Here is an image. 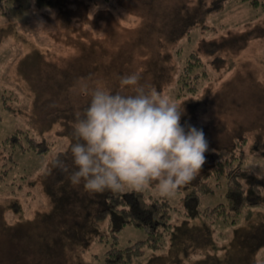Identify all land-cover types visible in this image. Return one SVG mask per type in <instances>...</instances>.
Returning <instances> with one entry per match:
<instances>
[{
  "label": "rangeland",
  "instance_id": "rangeland-1",
  "mask_svg": "<svg viewBox=\"0 0 264 264\" xmlns=\"http://www.w3.org/2000/svg\"><path fill=\"white\" fill-rule=\"evenodd\" d=\"M16 2L22 5L18 11L0 14V264H19L13 260L17 252L22 264H101L109 241L98 236H110V229L106 220L95 224L94 217L109 191L89 193L74 187L68 173L49 174L46 166L59 156L71 170L68 141L76 113L88 102L81 85L99 81L115 91L118 78L131 73L182 105L181 123L202 128L209 143L197 178L167 198L176 209L166 242L134 264H247L246 253L233 246L264 227V205L248 209L236 225L207 229L200 211L220 203L224 189L188 195L213 166L214 153L245 136L244 185L251 193V180L263 181L264 196V0L262 7L230 1L207 16L205 26L189 27L175 38L167 32L143 36L149 29L144 22L149 15L163 21L182 12L180 6L194 9V0ZM41 25L46 31H37ZM196 52L207 75L196 94L177 99L178 76L189 53ZM17 132L24 150L6 143ZM25 134L43 141L44 152L28 150ZM144 236L126 225L119 246ZM249 257L264 264V249Z\"/></svg>",
  "mask_w": 264,
  "mask_h": 264
},
{
  "label": "clouds",
  "instance_id": "clouds-1",
  "mask_svg": "<svg viewBox=\"0 0 264 264\" xmlns=\"http://www.w3.org/2000/svg\"><path fill=\"white\" fill-rule=\"evenodd\" d=\"M37 31L46 30L41 25ZM118 80L115 91L99 81L81 85L88 102L76 113L68 141L71 170L58 156L46 171L68 173L74 187L82 185L92 194L151 189L173 198L206 163L209 143L203 129L182 124L183 106L142 83L138 73Z\"/></svg>",
  "mask_w": 264,
  "mask_h": 264
},
{
  "label": "trees",
  "instance_id": "trees-1",
  "mask_svg": "<svg viewBox=\"0 0 264 264\" xmlns=\"http://www.w3.org/2000/svg\"><path fill=\"white\" fill-rule=\"evenodd\" d=\"M17 0H0V14L6 15L11 11H18L21 4ZM194 9L188 6H180L182 12L175 15H165L163 21L159 16L149 15L144 23L149 29L141 33L148 38L157 37V32H167L171 38L177 37L179 34L184 35L189 27L205 22L207 16L214 12L224 9L230 1L248 2L255 6H261L260 0H194ZM38 5H53V0H37ZM184 4H187L184 2ZM193 7V6H191ZM262 7V6H261ZM188 9V10H187ZM187 10V11H186ZM160 20L162 22H160ZM164 33V34H167ZM238 37V36H234ZM184 68L179 74L176 86V98H186L188 94H196L199 90L198 84L207 75L206 66L202 61L198 52L189 53L185 60ZM200 70V71H199ZM23 134V133H22ZM20 132L6 139V143H11L13 150L19 147L24 150L23 143L20 139ZM28 150L44 152L42 149L43 141H38L34 136L25 134ZM247 137L236 138L232 148L219 149L214 153L213 166L202 177V181L194 186L192 195L198 197L203 193H214L215 187L223 188V199L214 206H206L200 211L202 222L206 228L211 229L215 223L227 225H236L242 218V215L248 211L264 205V196L262 195L261 180H251L249 193L244 185V172H246L244 148L246 146ZM14 143V144H13ZM12 150V151H13ZM12 153L9 157H12ZM64 175L59 176L61 178ZM225 182V188L222 185ZM175 205H172L167 198L161 196H153L147 191L135 192L126 191L122 193L108 192L106 194V203L98 213L95 214V224L100 220H106L110 236L101 233L98 236L99 241H109V245L104 250L102 256L98 259L102 264H134V262L146 255L149 250H157L166 242V238L170 235L172 225L171 218L175 211ZM131 225L139 228L145 234L144 238L136 240L124 247L119 246V234L122 227ZM111 226V227H110ZM16 232V230H14ZM261 241V242H260ZM260 242V243H259ZM243 250L248 257L247 264H254L250 260L252 252H259L264 249V227L260 229L254 228L246 237L240 238L233 247ZM15 262L22 264L23 255L16 253Z\"/></svg>",
  "mask_w": 264,
  "mask_h": 264
}]
</instances>
